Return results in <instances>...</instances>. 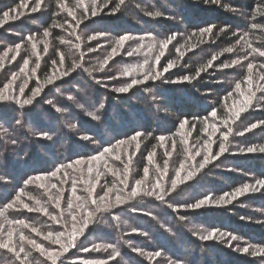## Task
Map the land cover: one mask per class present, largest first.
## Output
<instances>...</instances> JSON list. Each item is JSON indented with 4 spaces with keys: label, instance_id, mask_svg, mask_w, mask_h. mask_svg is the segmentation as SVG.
I'll list each match as a JSON object with an SVG mask.
<instances>
[{
    "label": "trees",
    "instance_id": "trees-1",
    "mask_svg": "<svg viewBox=\"0 0 264 264\" xmlns=\"http://www.w3.org/2000/svg\"><path fill=\"white\" fill-rule=\"evenodd\" d=\"M100 36L129 38L108 91L88 78ZM262 52L264 0H0V67L17 62L0 73V264L264 262Z\"/></svg>",
    "mask_w": 264,
    "mask_h": 264
},
{
    "label": "rangeland",
    "instance_id": "rangeland-1",
    "mask_svg": "<svg viewBox=\"0 0 264 264\" xmlns=\"http://www.w3.org/2000/svg\"><path fill=\"white\" fill-rule=\"evenodd\" d=\"M178 21V20H177ZM178 23L179 24H181L180 23V21H178ZM178 25V24H177ZM111 37L112 36H110V37H108V36H100L98 39H99V42L101 43L100 45L101 46H99L98 48V50L96 49V51H92V53H94V52H96L97 54H101V56H103V52H104V56L105 57H107L106 58V60H104L103 62H102V64H101V66H103V68L102 69H100L99 68V71H101V73H103L102 74V76H97V75H92L93 74V71L94 70H92V69H90L89 68V66H87V68L89 69L88 71L91 73V74H89V76H88V78L90 79V81H91V88H93L94 90L96 89V90H100V91H108L109 90V86H108V84H107V80L109 79V78H111V76H108L109 74H110V72H111V70H107V68H105V66L107 65V64H109V65H111V64H115V66H117L118 64H120L121 62H122V60L123 61H125L124 63H126V62H129L128 61V57H126L125 55H122V51L123 50H126V48H127V46H129V38H127L126 37V39H122V40H120V41H118V42H115V43H112V40H111ZM93 39H97V38H93ZM156 39L157 38H149V37H142V38H140L139 36L137 37V38H135V40H132L131 39V41H139L138 43L139 44H141V43H144L145 41H148V40H151V41H156ZM111 40V41H110ZM142 41V42H141ZM94 42H95V40H94ZM67 43H69L68 44V46H71V47H73V43L72 42H70L69 40H67ZM76 49L78 48V46H74ZM106 49V50H105ZM113 50H115V51H113ZM105 51H106V53H105ZM82 54L84 55V57L86 58V55H85V49L83 48L82 49ZM96 54V55H97ZM145 55H147V54H142V56H137V57H139V59H137L136 61H135V64H134V69H140V68H148V71L150 70V68H151V66L154 64V59H153V57H150L149 55H148V57H145ZM151 55V54H150ZM146 59V60H145ZM131 61V60H130ZM134 60H132V62H133ZM15 63H17V62H12V63H9L8 65H5L4 66V68L5 69H7V68H12V66L13 65H15ZM21 63V62H20ZM32 63H33V60H32V57H29L22 65H21V68L20 69H22V68H29V69H31L32 68ZM95 64H97L96 62H95ZM11 65V66H10ZM4 68L3 67H0V73H1V71H3L4 70ZM130 63H128V64H126V65H124V67L122 68V70L121 71H119V73L122 75V73H130ZM20 69H19V71H20ZM140 71H141V69H140ZM118 75H116L115 77H117ZM16 78H17V76L16 75H12L11 76V82L13 81V80H16ZM129 79H130V77H129ZM3 80V79H2ZM131 80V79H130ZM7 86L9 85V83H7L6 84ZM94 85H95V87H94ZM84 87V89L86 90V86H83ZM10 88V87H9ZM83 89V91L85 92V90ZM105 89V90H104ZM7 90H8V88H7ZM4 91H6V90H4ZM99 92V91H98ZM86 93V92H85ZM69 95V94H68ZM12 96V95H11ZM0 97H1V94H0ZM82 97H84L83 96V94L81 93L80 95H79V97H77L76 98V101H74V100H72L71 101V103H69V105H71V104H75V103H77V106L79 107V104H78V101L79 100H81L82 102H84V104H86L87 102H88V104L89 103H91V101L90 100H85L84 98H82ZM89 97V96H88ZM79 99V100H78ZM0 102L3 104V102L0 100ZM76 105V104H75ZM68 110L67 109H65V113H61L60 112V116H63L64 117V115L65 114H67L66 112H67ZM24 114H22V116H20L21 118L23 117L24 118ZM62 120V119H61ZM65 121V120H64ZM16 124H18V122L16 123ZM2 133H4L5 134V132L4 131H2ZM8 149V148H7ZM10 149H8V151H9ZM2 157H3V151H1L0 150V160L2 159ZM3 161V160H2ZM1 162V161H0ZM229 171H231L232 173H234L235 175H239V173L237 174V173H235V171H233L232 169H230ZM211 178L212 179H215L214 181H218V182H220V183H222L223 181H222V179H219V178H215V177H213V176H211ZM157 212H160V213H163L162 211H160V210H157ZM147 218V217H146ZM151 218V216L149 217V219ZM153 219H155V217H152ZM245 221H247V220H245ZM181 222H183L184 223V221H181ZM192 222V223H191ZM170 224H172L173 225V222H172V220L168 217V219L166 220V222L165 223H159L158 225L160 226V230H166L167 231V233H168V235L169 236H172V245H174V246H172L173 247V249H174V251H182V253H184V255H186L187 254V252L189 251V248H188V245H186L185 243H182L177 237L175 238V236H174V233H172V232H170L171 231V227H169L168 225H170ZM185 224V227L187 228L186 230L189 232V233H191L192 235H194L195 234V237H197L199 240H203L202 238H200V236L198 235V232L196 231V227L198 226L197 224L198 223H195V222H193V221H187V222H185L184 223ZM187 225V226H186ZM251 227V226H250ZM259 227V226H258ZM249 233V232H248ZM147 245V246H150V245H154L155 243L153 242V241H151V240H149L148 238H145L142 242H141V245ZM254 247V246H253ZM260 250H261V252H260ZM260 250H258L257 252H259V253H262V254H260L259 256H261L262 258H264V247L262 248V249H260ZM208 253V252H207ZM134 255L135 254H137V255H140V254H138V250L137 251H135L134 253H133ZM202 255H203V257H207L208 255H211L210 253L207 255L206 254V251H204L203 250V253H202ZM259 263H261V264H264V262L263 261H261V262H258V264Z\"/></svg>",
    "mask_w": 264,
    "mask_h": 264
},
{
    "label": "snow or ice",
    "instance_id": "snow-or-ice-1",
    "mask_svg": "<svg viewBox=\"0 0 264 264\" xmlns=\"http://www.w3.org/2000/svg\"><path fill=\"white\" fill-rule=\"evenodd\" d=\"M40 2H42V0H40ZM93 2H95V0H93ZM120 3L121 4H123L124 3V0H120ZM34 11L36 10V9H33ZM93 15H95V12H93ZM209 31H210V29H208ZM48 33H45V35H47ZM124 39H126V38H124ZM9 51H11V49H9ZM113 51H115V50H113ZM228 51H231V49H229ZM261 55H264V52H262L261 53ZM249 67H251V66H249ZM133 83H136V81H134ZM120 91H127V89H120ZM25 103L27 104V103H31V101H25ZM213 115L215 116V113H213ZM241 134H243V133H241ZM225 139H227V137H225ZM223 150V149H222ZM248 151L249 152H253V151H255V149H252V148H249L248 149ZM260 151L261 152H264V148H261L260 149ZM197 155H199V153H197ZM258 184H259V186L260 187H264V181H258L257 182ZM173 186H175V182H173ZM157 187H159V185H157ZM253 190H259L258 188H253ZM243 191L244 192H247V191H249V188L246 186L244 189H243ZM139 193H138V191L136 190V189H134L133 190V192H132V195L133 196H135V195H138ZM147 195H151V193H146ZM103 199V198H102ZM119 199V198H118ZM203 204H204V201H201V202H199V203H197L196 205H194L193 207H196V208H199V207H202L203 206ZM9 207H11V205H9ZM25 207H27V206H25ZM29 211H32V209H29ZM47 210H45V212H46ZM50 218H52V219H55L54 217H50ZM73 219H75V217H73ZM88 226V224H87V222L85 221L84 223H83V227H87ZM81 231H82V229H81ZM52 234L51 233H49V236H51ZM208 237H205V239H207ZM75 239V236H73L72 237V240H74ZM57 242L59 243V239H57ZM70 243H71V241H70ZM72 246L74 247L75 245H74V243H72ZM0 247H3V248H8V245L5 243V244H0ZM9 251H12V249H8ZM65 251L67 250V248H65L64 249ZM85 250H87V249H85ZM243 251L244 252H248V249L247 248H244L243 249ZM62 254V253H61ZM260 254H262V253H259V252H257V253H254V255H260ZM52 255V253H49V256H51ZM53 264H55V262H53Z\"/></svg>",
    "mask_w": 264,
    "mask_h": 264
}]
</instances>
